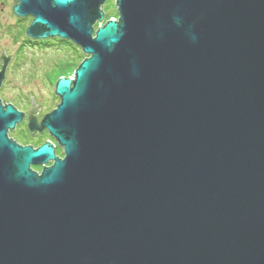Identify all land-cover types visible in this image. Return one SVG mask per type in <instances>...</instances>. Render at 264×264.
<instances>
[{
  "label": "water",
  "instance_id": "95a60500",
  "mask_svg": "<svg viewBox=\"0 0 264 264\" xmlns=\"http://www.w3.org/2000/svg\"><path fill=\"white\" fill-rule=\"evenodd\" d=\"M13 1L86 56L27 124L62 157L0 100V264H264V0Z\"/></svg>",
  "mask_w": 264,
  "mask_h": 264
},
{
  "label": "rangeland",
  "instance_id": "374dc122",
  "mask_svg": "<svg viewBox=\"0 0 264 264\" xmlns=\"http://www.w3.org/2000/svg\"><path fill=\"white\" fill-rule=\"evenodd\" d=\"M13 3V0H0V52L4 49L5 56L11 54L0 87V100L12 104L20 112H27L31 105L30 96H33L34 102L42 104L41 116L52 107L55 108L59 102V97L54 94L56 79L61 76L72 77L80 61H71V51L65 50L66 45L61 41H56L53 46H44L45 49L40 45H32L33 42L28 41L29 38L24 32L30 18L25 16L24 19H16L17 16L11 12ZM105 11L108 16H117L115 0H107ZM97 26L96 23L94 29ZM50 40L51 44L52 39ZM83 58L84 53L80 60ZM19 128L20 124L17 128L10 130L8 137L20 139L23 142L30 141L31 144L35 142L32 145L37 146L38 139L24 135L25 131ZM48 165L50 164L47 163ZM31 168L40 172L42 166L34 165Z\"/></svg>",
  "mask_w": 264,
  "mask_h": 264
},
{
  "label": "flooded vegetation",
  "instance_id": "af4514ba",
  "mask_svg": "<svg viewBox=\"0 0 264 264\" xmlns=\"http://www.w3.org/2000/svg\"><path fill=\"white\" fill-rule=\"evenodd\" d=\"M107 3V0H105V2L103 3V5H102V10L104 11L103 12V15H104V19H107V13H106V11H105V4ZM14 4L15 3H13V6H14ZM13 6H12V8H13ZM12 8H11V12L13 13V11H12ZM14 14V13H13ZM14 16H16V15H14ZM26 17H28V18H30V19H28V23L30 24V22L32 21V16L31 15H28V16H26ZM26 17H15L16 19H24V18H26ZM103 19V21H105ZM26 24L27 25V27H28V25L29 24ZM26 27V28H27ZM26 28H25V30H26ZM25 30H24V32H25ZM30 43L31 42H33V40H28ZM56 41H54V40H52V43H55ZM11 54H9V56H2V57H6L7 59H10L11 57ZM2 64H3V59H1L0 60V69H1V67H2ZM7 65H8V63H7ZM5 76V75H4ZM2 84V83H1ZM1 87V86H0ZM30 97H32V96H30ZM38 99H40V97H38ZM31 101V100H30ZM5 104H7V102L5 101V102H3V105H5ZM41 107H42V104H41V102H33L30 106H29V108H28V110H27V112H25V111H22V112H24L23 113V117H22V121L19 123L20 124V130H24L25 131V134L24 135H26V136H28V137H33V138H35V139H38V143H37V146H33L32 144H35V142H32V144H31V142L30 141H27V142H23V140H18V139H13L14 141H16L17 143H19V144H21V145H31L32 147H34V148H37V147H39L41 144H43L44 142H46V141H49L50 143H52V145H53V147H54V154L56 155V156H60V157H62L63 156V153L61 154V152H62V148L61 147H59L58 145H57V143L54 141V139L52 138V137H50L49 136V134H48V132H47V130L46 129H43L41 132H39V131H29V129H28V121H29V119L30 118H33V119H35L36 121H37V123H38V125L40 124V122H41V120H42V118L44 117L43 115H45V113H48V112H50L52 109H54L53 107L49 110V111H47V112H45L44 114H41V116H40V112H41ZM19 124H16L15 125V127H14V129L15 128H17V125H19ZM22 126H24V127H22ZM10 131V130H9ZM9 131H8V136H10V134H9ZM24 133V132H23ZM49 164H51V163H49Z\"/></svg>",
  "mask_w": 264,
  "mask_h": 264
},
{
  "label": "trees",
  "instance_id": "16d2710c",
  "mask_svg": "<svg viewBox=\"0 0 264 264\" xmlns=\"http://www.w3.org/2000/svg\"><path fill=\"white\" fill-rule=\"evenodd\" d=\"M51 39L55 40V41H58V42L61 41V43L66 45L65 46V48H66L65 50H70L71 51V56H70V53H69V56L71 57V61L72 60H73V62L74 61H78V62L81 61L80 59L82 58L83 53H82L81 49L79 47H77V45H75L74 43H72L69 40H64V39H59V38H51ZM53 44L54 43H51V44H48L46 46H50V45L53 46ZM56 45H58V44L56 43ZM78 57H80V58L78 59ZM84 57H85V55H84Z\"/></svg>",
  "mask_w": 264,
  "mask_h": 264
},
{
  "label": "bare ground",
  "instance_id": "6f19581e",
  "mask_svg": "<svg viewBox=\"0 0 264 264\" xmlns=\"http://www.w3.org/2000/svg\"><path fill=\"white\" fill-rule=\"evenodd\" d=\"M102 12H104V11L102 10ZM103 16H104V15H103ZM111 18L117 20L118 17H117V16H113V15H109V16H108V14H107V19H104V20L106 21V20L111 19ZM105 21H104V22H105ZM50 39H51V38H48V39H35V40L33 41L32 45H40V46H42L43 49H45L44 46H45V47H49V46H46V45L50 44V43H49V40H50ZM84 55H85V54H84ZM6 67H7V65H6ZM6 67H5V70H6ZM4 77H5V76H4ZM58 78H59V77H58ZM58 78H57V79H58ZM57 79H56V80H57ZM3 80H4V78H3ZM3 80H2V82H3ZM1 102H2V104H3V101H1Z\"/></svg>",
  "mask_w": 264,
  "mask_h": 264
}]
</instances>
